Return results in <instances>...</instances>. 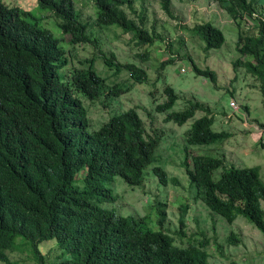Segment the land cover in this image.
<instances>
[{"label":"trees","instance_id":"16d2710c","mask_svg":"<svg viewBox=\"0 0 264 264\" xmlns=\"http://www.w3.org/2000/svg\"><path fill=\"white\" fill-rule=\"evenodd\" d=\"M90 1L97 26L119 28L140 44L153 43L156 34L147 29L144 10L136 19L126 12L125 6L134 11L131 0ZM211 1L237 26L239 57L233 67L243 66L257 77L264 93V0ZM159 4L172 16V0ZM36 6L59 20L62 39L68 34L71 45L90 40L88 24L73 0H36ZM243 19L252 22L256 32L248 31L251 27ZM46 26L47 20L40 22L30 10L0 0V261L8 262L7 251L14 250L15 238L21 237L26 243L19 250L29 247L34 264H211L207 243L178 246L161 229L166 203L151 206L157 210L159 230L149 227L144 216H124L103 206L115 199L106 186L115 176L130 187L142 184L144 170L155 162L159 139L146 133L135 108L116 112L90 130L84 100L118 97L146 81L144 68L121 63L112 53L102 60L114 75L128 73L123 82H108L96 72L92 58L68 67L67 45L63 42L66 52ZM192 32L205 50L219 49L225 42L224 32L209 21L195 24ZM174 60L172 56L167 63ZM189 61L195 74L216 83L214 70ZM164 93L165 100L155 109L165 113L166 122L181 125L193 119L183 132L187 145H216L229 137V132L212 127L209 106L189 100L184 109L170 112L179 94L171 85ZM197 111L204 114L195 117ZM183 164L193 200L230 223L242 216L264 233V181L258 166H225L209 154L185 156ZM151 169L161 185L169 182L165 166ZM188 205L180 209V227ZM49 239L59 251L51 248L54 253L48 257L52 251L42 254L40 243ZM227 240L234 243L238 238L231 233Z\"/></svg>","mask_w":264,"mask_h":264},{"label":"rangeland","instance_id":"374dc122","mask_svg":"<svg viewBox=\"0 0 264 264\" xmlns=\"http://www.w3.org/2000/svg\"><path fill=\"white\" fill-rule=\"evenodd\" d=\"M2 1L25 11L30 10L32 16L42 23L47 20L46 27L66 52L64 43L68 47V67L80 66V61L92 58L96 72L108 78V82H123L129 78L128 73L122 71L114 75L113 70L108 69L102 60V55L109 56L112 53L117 61L135 63L146 72L144 83L135 84L112 100H84L89 110L90 130L96 129L116 112L135 108L144 122L146 133L156 135L159 139L154 154L155 162L144 170L142 184L130 187L121 177L115 176L112 182L106 183L115 199L105 201L103 206L124 216H144L149 227L159 230L158 213L151 206L156 202L166 203L161 229L174 239L176 245L186 247L207 243L206 250L210 254L211 264H230L231 261L238 264H264V233L242 216L230 223L210 212L200 200H193V190L189 188L183 164L185 156L189 158L209 154L216 156L225 166H258L264 181V93L260 90L257 77L243 66L233 67L234 60L239 57L235 51L237 26L224 8L211 0H172L170 16L161 9L159 0H131L134 11L124 7L128 15L136 19L144 10L146 27L150 33L156 34L152 44H140L119 28L97 26L95 6L90 0H73L82 21L88 24L85 32L90 40L71 45L68 34H64L62 39L59 20L53 15L49 18L50 11L37 7L36 0ZM243 20L245 26L247 23L251 27L248 31L256 32L252 22ZM206 21L224 32L225 42L219 49L205 50L202 40L192 32L195 24ZM172 56L175 60L167 63ZM189 59L200 68L214 70L216 83L195 74ZM166 85H171L179 94L170 112L184 109L189 100L203 102L209 106L214 118L212 127L217 131L229 132V137L216 145H187L183 132L189 128L193 119L177 125L173 121L166 122L165 113L155 109L158 103L165 100ZM230 100L235 101L237 108L229 106ZM201 114L204 112L197 111L195 117ZM156 164L165 166L170 177L166 185H161L153 175L151 168ZM220 172L221 169L215 171V179ZM187 204L189 207L184 224L180 227V209ZM231 233L238 238L237 242L227 240ZM23 242L26 243L21 237H16V248L7 252L8 262L0 261V264H34L29 247L24 245L19 250ZM51 248L58 249L54 239L40 243L42 254L51 252ZM44 258L47 260L46 256Z\"/></svg>","mask_w":264,"mask_h":264},{"label":"built area","instance_id":"2783aa9c","mask_svg":"<svg viewBox=\"0 0 264 264\" xmlns=\"http://www.w3.org/2000/svg\"><path fill=\"white\" fill-rule=\"evenodd\" d=\"M229 106H230L232 109L237 108V105H236V103H235L234 100H230V101H229Z\"/></svg>","mask_w":264,"mask_h":264},{"label":"clouds","instance_id":"9594fccd","mask_svg":"<svg viewBox=\"0 0 264 264\" xmlns=\"http://www.w3.org/2000/svg\"><path fill=\"white\" fill-rule=\"evenodd\" d=\"M10 251H12V250H10ZM8 252V251H7Z\"/></svg>","mask_w":264,"mask_h":264}]
</instances>
